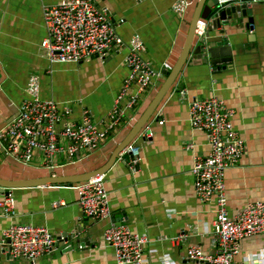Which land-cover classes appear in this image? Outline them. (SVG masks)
Returning <instances> with one entry per match:
<instances>
[{
  "label": "crops",
  "instance_id": "obj_1",
  "mask_svg": "<svg viewBox=\"0 0 264 264\" xmlns=\"http://www.w3.org/2000/svg\"><path fill=\"white\" fill-rule=\"evenodd\" d=\"M61 1L64 0H0V128L18 114L33 74L40 78L44 99L72 106L71 118L80 119L83 109L88 108L99 128L107 124L128 75L124 64L128 50L113 53L105 61L93 57L80 63L50 62L41 48L47 36L44 10ZM93 1L109 8L125 40L135 34L143 38L145 58L161 72L176 63L197 4V0H189L188 9L180 16L173 10L177 0ZM251 8L252 13L241 22L231 19L220 29L210 31L211 40L228 41L231 61L194 64L190 60L182 68L143 130L144 135L134 142L139 148L135 170L127 164L131 155H125L105 173L111 216L95 220L85 215L74 186L41 184L11 189L15 213L7 215L0 208V238L7 227L30 223L45 225L55 236L66 235L70 242H77L71 249L59 246L35 262L8 259L2 252L0 264H119L114 247L104 239L112 223L125 224L133 232L149 236L145 264H164V256L175 264H209L186 258L192 245L201 246L205 253L215 252L217 210L215 198L202 202L195 191L193 161L196 156L207 155L209 145L206 132L190 123V101L222 99L235 111V129L246 141V154L226 171L230 214L235 215L250 202L264 200V0L253 3ZM160 76L154 79L137 109L126 113L123 125L99 149L80 161L60 163L52 170L74 175L102 166L155 95ZM183 90L185 96L181 94ZM48 170L37 161L29 165L16 161L0 145L1 178L39 179L48 175ZM4 194L0 191V200ZM55 201L66 204L53 206ZM178 236L181 238L173 241ZM254 253L264 261V234L242 240L236 259L249 260Z\"/></svg>",
  "mask_w": 264,
  "mask_h": 264
},
{
  "label": "built area",
  "instance_id": "obj_2",
  "mask_svg": "<svg viewBox=\"0 0 264 264\" xmlns=\"http://www.w3.org/2000/svg\"><path fill=\"white\" fill-rule=\"evenodd\" d=\"M259 1L218 0L216 9L220 11L232 4ZM188 5L189 0H177L173 10L182 16ZM44 19L47 36L41 48L52 63H80L93 57L105 61L113 53L124 48L128 50L124 57L128 75L104 128L97 126L88 108L83 109L80 119L71 118L73 108L70 104L44 99L39 76L33 74L29 77L27 95L18 114L0 128V145L6 155L20 163L29 165L37 161L41 167L54 169L60 167V163L80 161L99 149L123 125L126 113L137 109L161 71H157L145 58L146 44L139 34L129 40L121 36L107 6L93 0H64L46 7ZM210 20L198 21L195 32L199 38H205ZM250 25L254 27L253 23ZM181 94L185 96L186 92L183 90ZM234 115L235 111L218 97L193 98L190 101V123L206 132L209 145L208 154L196 156L193 161L195 191L202 202L215 198L217 210L214 220L215 252L205 253L201 246L192 245L186 258L209 264H264L257 253L252 254L249 260L236 259L242 240L264 234V200L250 202L235 215L228 210L226 171L236 166L247 152L245 139L235 129ZM142 135L143 131L138 137ZM149 136L145 134V137ZM134 142L119 155V158L131 155L132 158L127 160L131 170H135L139 156V148ZM73 186L79 192V203L85 215L95 220L111 216L105 173ZM65 204V201L53 202V206ZM15 207L12 193L4 194L0 200L2 212L14 214ZM168 211L173 213L174 210ZM180 238L178 236L173 241ZM104 239L114 247L119 264L147 262L145 251L150 241L147 234L133 232L125 224L112 223L106 228ZM59 246L71 247L69 239L66 235L55 236L45 225L13 224L4 229L0 238V249L6 248L14 258H27L32 262ZM163 262L175 264L166 256Z\"/></svg>",
  "mask_w": 264,
  "mask_h": 264
},
{
  "label": "water",
  "instance_id": "obj_3",
  "mask_svg": "<svg viewBox=\"0 0 264 264\" xmlns=\"http://www.w3.org/2000/svg\"><path fill=\"white\" fill-rule=\"evenodd\" d=\"M217 4L218 0H197L195 10L190 19L186 41L176 60V63L170 69H165L161 72V78L157 82V91L155 95L147 106H145L140 115H138L136 120L129 126L125 136L117 142L108 160L102 166L91 171L74 175H62L58 172L55 173L54 170L50 169L47 171L48 175L33 180H8L0 177V191L8 193L14 188L41 184H66L73 186L77 183L88 181L98 174L106 173L119 158L120 152L127 146L131 145L138 138L139 134L147 127L149 120L155 114V111L164 99L165 95L174 85L182 68L190 60H192L194 64H216L232 60V48L228 41L224 38L211 40L210 31L212 29H220L223 24L229 23L231 19L241 22L245 16L252 13V4H232L222 8L220 11H217L216 9ZM210 18L212 19L210 20ZM200 19L210 20L205 38H199L195 32L197 23ZM252 21L253 19L250 18L249 23H252ZM221 32H223L222 29ZM13 118L14 117L11 119ZM75 241L77 242L75 239L70 242L71 247L68 249L73 247L76 243ZM0 250V253H5L8 259L14 258L10 252H6V248H2Z\"/></svg>",
  "mask_w": 264,
  "mask_h": 264
}]
</instances>
